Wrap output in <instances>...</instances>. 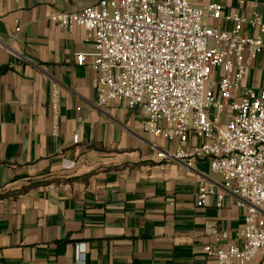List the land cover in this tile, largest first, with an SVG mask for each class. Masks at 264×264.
<instances>
[{
  "label": "crops",
  "instance_id": "crops-1",
  "mask_svg": "<svg viewBox=\"0 0 264 264\" xmlns=\"http://www.w3.org/2000/svg\"><path fill=\"white\" fill-rule=\"evenodd\" d=\"M224 4L227 14L264 12V0ZM52 8L70 6L0 0V264H80L79 244L86 245L81 264H218L204 248L240 243L238 198L220 200L223 182L209 160L190 168L160 158L177 143L146 132L138 110L118 101L96 108V74L77 63L93 46L82 28L69 32L48 20ZM244 84L264 85V56ZM204 183L215 193L201 202Z\"/></svg>",
  "mask_w": 264,
  "mask_h": 264
},
{
  "label": "built area",
  "instance_id": "built-area-1",
  "mask_svg": "<svg viewBox=\"0 0 264 264\" xmlns=\"http://www.w3.org/2000/svg\"><path fill=\"white\" fill-rule=\"evenodd\" d=\"M224 1L196 6L192 0H96L78 7L63 0L70 8H52L47 17L69 32L82 28L92 44V52L77 54V63L96 74V108L118 101L138 110L146 132L177 143L160 158L190 168L209 160L223 182L220 200L225 194L238 198L245 210L240 243L206 246L208 256L218 264H264V85L257 90L244 84L264 56V12L255 6L250 13L227 14ZM239 3L245 6L246 0ZM59 105L54 83V134ZM214 193L204 183L199 200ZM77 254L83 263L85 244Z\"/></svg>",
  "mask_w": 264,
  "mask_h": 264
}]
</instances>
